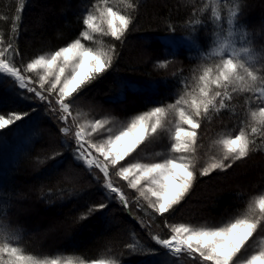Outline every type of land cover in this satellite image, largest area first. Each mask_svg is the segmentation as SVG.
<instances>
[{"label":"trees","instance_id":"obj_1","mask_svg":"<svg viewBox=\"0 0 264 264\" xmlns=\"http://www.w3.org/2000/svg\"><path fill=\"white\" fill-rule=\"evenodd\" d=\"M21 2L0 0V38L3 40L0 46L11 42L19 50V56L14 57L17 66L77 38L83 28V17L98 0H23L22 8ZM110 6L131 14L133 23L123 42L114 41L110 36L97 37L103 39L106 46L115 44L116 59L111 69L79 94L72 109L74 116L81 114L78 121L91 120L98 114L95 106L100 103L103 118L112 119L107 127L116 131L136 114L173 103L185 88L191 90L196 85L194 77L200 75L204 65L218 62V58L208 59L200 55L201 47L208 48L209 33L205 24L214 26V36L221 28V37L226 36L228 14L237 9V0H138L135 10L126 8L121 0H115V3L110 0ZM213 7L220 14L219 21L211 15ZM17 15L20 16L19 31L12 33ZM238 20L248 34L243 46L253 49L257 57L254 68L259 70L258 75L264 76V2L239 0ZM197 29L199 43L195 48L188 42L173 50L165 43L166 38H189ZM84 43L96 46L92 42ZM156 48L164 52L151 57L141 54V50L151 52ZM146 59L149 62L146 63ZM158 61H168L167 66L158 67ZM231 95L229 109L213 113L211 120L202 122L197 176L184 201L173 213L166 214L169 223L218 226L243 210L251 197L264 193V136L255 137L257 143L253 151L226 172L217 170L208 176L199 175V169L210 155L218 158L222 155V147L215 141L221 136L237 134L241 122L251 123L250 111L264 106L256 99V93L232 92ZM32 103L37 107L30 119L0 130V160H3L0 162V209L7 210L6 215L0 212V219L18 231L21 237L19 246L26 254L49 258L59 256L73 261L83 259L89 264L93 259L106 256L122 264H164L167 258L150 240L148 229L142 226V223L149 225L152 234L164 237L169 231L164 226V218L151 215L146 224L130 200L128 209L113 201L106 209L80 220L89 206L106 202L105 197L101 195L94 174L74 162L71 152L61 146V141L68 138L58 132V119L54 121L56 119L46 104ZM23 110H30V103L18 98L14 81L9 78L0 82V113ZM173 119L169 116L170 121ZM167 147V134L164 133L160 138L140 145L135 154L141 161L159 159L155 153L166 155ZM55 152H63V155L51 159ZM71 169L75 172V179L73 175L68 177ZM24 207L37 214L31 219L34 223L40 217L45 219L43 225L54 221L53 232L44 237V231L48 229L43 227L40 235L34 234L33 227L24 221ZM64 234L68 235L67 241L62 243L59 238ZM133 234L143 244H152L156 253L130 254L125 245L132 242ZM262 235L264 230H258L254 235L255 242L261 243ZM253 243L249 241L244 252ZM13 246H17V242H13ZM182 264L189 262L183 261Z\"/></svg>","mask_w":264,"mask_h":264},{"label":"snow or ice","instance_id":"obj_2","mask_svg":"<svg viewBox=\"0 0 264 264\" xmlns=\"http://www.w3.org/2000/svg\"><path fill=\"white\" fill-rule=\"evenodd\" d=\"M121 2L132 10L138 6V0ZM238 3L239 0L237 9L230 10L228 14V31L223 38L220 35L223 28L214 36V26L205 24L209 33L208 48L201 47L200 55L208 59L218 58V62L211 66L204 65L200 75L194 77L196 85L191 90L185 88L173 103L136 114L116 131L107 127L112 123L110 118L78 123L81 114L73 116L71 109L79 94L111 69L116 59L115 44L106 46L103 39L97 37L110 36L114 41L123 42L133 23L131 14L110 6V0H98L83 17V28L77 38L48 54H38L21 66L14 62L19 50L14 48L13 43L0 46V82L10 78L14 81L18 98L30 103V110L0 113V130L30 119L37 107L33 101L46 104L48 111L63 124L58 132L68 139L62 140L61 146L71 152L72 160L89 173L96 169L102 174V177L94 175V179L106 202L89 206L81 214L80 220L106 209L113 201H118L124 209L129 208L128 196L113 182V175L118 177L126 182L128 189L134 190L136 195L133 202L137 208H143L140 204L143 200L147 206L145 211L151 210L154 217L164 218V226L169 229L164 237L152 234L150 226L142 223L148 229L150 240L159 246L167 258L164 264H182L183 261L189 264H264V238L258 250L247 256L242 254L258 230H264V193L251 197L243 210L218 226L169 223L166 217L184 201L196 179L202 122L211 120L213 113L229 109L232 92L256 93V99L264 104V76L258 75L259 70L254 68L257 57L253 49L243 46L248 34L238 20ZM211 15L216 21L221 19L215 7ZM19 21L20 16L17 15L12 33L19 31ZM84 41L96 46H89ZM189 43L193 48L197 47L198 29L190 35ZM0 44H3L2 38ZM167 63L158 61L157 66L164 68ZM29 74H34L35 78ZM125 88L127 90V85ZM249 115L251 123L241 122L237 134L221 136L215 141L222 147V155L219 158L209 157L199 169L201 177L217 170L226 172L236 161L246 158L253 151L257 143L255 137L264 136V106L250 111ZM169 116L174 119L170 121ZM102 133L107 135L100 140H93V134ZM164 133L168 139L167 154L155 153L156 157L162 159H148L146 162L137 159L121 163L147 140L160 138ZM62 155L63 152H55L50 158ZM6 211L0 209L4 215ZM20 238L17 230L11 229L0 219V264H89L83 259L73 261L63 260L59 256L41 258L26 254L18 244ZM13 242H17V246H13ZM125 247L130 254L136 255L155 254L157 251L152 244L141 243L135 234L132 242ZM90 264L122 262L115 258H101L91 260Z\"/></svg>","mask_w":264,"mask_h":264},{"label":"rangeland","instance_id":"obj_3","mask_svg":"<svg viewBox=\"0 0 264 264\" xmlns=\"http://www.w3.org/2000/svg\"><path fill=\"white\" fill-rule=\"evenodd\" d=\"M257 2H264V0H257ZM114 3H115V0H114ZM261 27H263V23H262V26ZM166 41H165V43L167 44V46L169 47V48H171V49H173V50H176L179 46H184V45H186L188 42H189V38H180V39H176V40H172L171 38H166L165 39ZM142 52H141V54L142 55H144V56H147V57H151V56H159L161 53H163L164 51L162 50V49H160V48H156L155 49V51H153V50H151V52L150 51H147V50H141ZM146 57V58H147ZM150 59V58H149ZM147 62H149L147 59H146V63ZM32 75H34V74H32ZM37 86V85H36ZM36 102H39V101H35V103ZM96 111H97V115H95L94 116V120H96V119H104L103 118V114L100 112V110H101V106H100V103H98V107H97V104H96ZM72 110V114H73V116H74V113H73V109H71ZM77 112H78V110L77 109H75ZM75 111V112H76ZM53 114V113H52ZM71 118V117H70ZM69 118V119H70ZM54 119H56V118H54ZM91 119V118H90ZM93 119H91V120H93ZM54 121H57V119L56 120H54ZM85 120H82V121H78V123H82V122H84ZM58 123H59V126L60 127H62L63 126V124L61 123V122H59L58 121ZM125 123H127V122H125ZM124 123V124H125ZM56 125H57V123H55ZM106 136V133H102V134H100V135H97V134H93V140H100V139H102V138H104ZM152 144V143H151ZM152 146V145H151ZM152 148L153 149H155L154 148V146H152ZM204 154V153H203ZM139 155L138 154H135V152L130 156V157H128L127 159H126V161H124V162H121V163H124V164H126V163H129V162H134L135 160H137V157H138ZM210 156H214L213 154L212 155H210ZM163 157H159V159H162ZM205 157L203 156V159H204ZM1 161H3V160H0V162ZM146 162V161H145ZM97 173V175H99V176H101L102 177V174H100V173H98V170H96V169H93L92 170V174H96ZM91 174V173H90ZM72 175L74 176V179H75V172H74V170L73 169H71V170H69V172H68V177H70V178H72ZM113 182H114V184H116L117 186H119V187H121L124 191H125V194L128 196V199L130 200V202L133 204V206H134V208L137 210V209H139V212H140V214L142 215V217H143V220H144V222L146 223V224H148V222H149V216H151L152 214H151V210H147V211H145L146 209H147V206H146V202L145 201H143V200H141L140 201V204L141 205H143V208H137V206H136V204L133 202L134 201V198H135V192H134V190H131V189H128L127 188V186H126V182L125 181H123V180H120L118 177H115L114 175H113ZM195 182V181H194ZM194 182H193V184H194ZM97 186H98V184H97ZM193 186V185H192ZM192 188V187H191ZM191 190V189H190ZM190 190H189V192H190ZM189 192L187 193V195L189 194ZM186 195V196H187ZM185 196V197H186ZM22 213H23V216H24V221L26 222V224H28L29 226L31 225L32 227H33V233L34 234H38V235H40V233H41V230L43 229V227L45 228H47L48 229V231L46 232V231H44V237H47L48 235L47 234H49V233H52L53 232V228H55V222L54 221H52V222H50V224L49 225H43V223H44V218L42 219L41 217L38 219V220H36L35 222L36 223H34L32 220L35 218V216L34 215H36L37 216V214H35L34 212H29L28 210H26V207H24L23 208V210H22ZM22 215V214H21ZM31 218H30V217ZM141 217V216H140ZM32 219V220H31ZM49 231H51V232H49ZM47 235V236H46ZM67 236L68 235H66V234H64V235H61V237L59 238V240L60 239H62L61 240V242L63 243V242H65V241H67ZM259 237H261L260 235H258ZM262 236H264V235H262ZM255 238L256 237H254V238H252L250 241H253L254 243H253V245L251 246V247H249V248H247V250L244 252V250L242 251V254L243 255H245V256H247V255H250V254H252L253 252H255L256 250H258V248H259V246H260V244L261 243H259V242H255L256 240H255ZM142 243V242H141ZM25 253H26V251H25ZM42 258H43V256H41ZM106 258H110L109 256L107 257L106 256Z\"/></svg>","mask_w":264,"mask_h":264}]
</instances>
